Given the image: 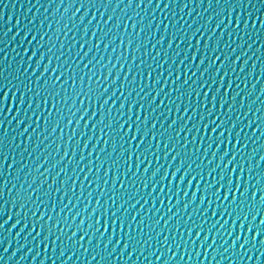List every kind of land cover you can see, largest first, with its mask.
I'll use <instances>...</instances> for the list:
<instances>
[{
    "label": "water",
    "instance_id": "95a60500",
    "mask_svg": "<svg viewBox=\"0 0 264 264\" xmlns=\"http://www.w3.org/2000/svg\"><path fill=\"white\" fill-rule=\"evenodd\" d=\"M0 264H264V0H0Z\"/></svg>",
    "mask_w": 264,
    "mask_h": 264
}]
</instances>
